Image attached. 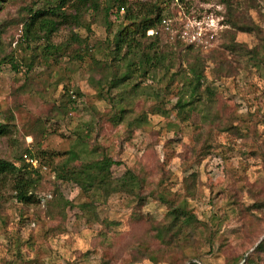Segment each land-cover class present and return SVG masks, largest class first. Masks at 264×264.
Masks as SVG:
<instances>
[{"label":"rangeland","instance_id":"374dc122","mask_svg":"<svg viewBox=\"0 0 264 264\" xmlns=\"http://www.w3.org/2000/svg\"><path fill=\"white\" fill-rule=\"evenodd\" d=\"M154 1L128 3L136 11L137 2ZM164 1L170 35L182 31L203 37L213 32L206 40L210 46L203 47L206 41L200 37L193 42L198 47L203 45L199 51H179L175 47L180 45L174 47L171 37L166 32L161 34V47L170 51L173 64L167 75L176 70L179 74L170 83L169 95L165 87L168 77L154 73L147 77L146 84L160 94L161 104L155 109L165 115L149 113L153 101H147L145 95L138 97L132 115L150 106L148 125L130 130L124 123L117 127L95 123V119L108 121L113 112L105 101L97 99L85 66L67 78L68 57H47L43 40H24L23 20L29 10L43 6L42 0L2 4L3 56L14 58L19 67L13 71L6 64L0 71V123L8 113L18 119L12 133L0 138V159L12 161L24 148L32 152L41 149L52 155L54 163L79 166L80 159L68 150L76 136L87 134L88 142L105 147L118 163L112 166V175L119 176L129 168L146 169L150 173L147 192L163 191L171 199L184 200L187 210L201 224L196 230L182 229L175 236L158 238V230L169 225L168 204L153 196L135 201L115 194L104 203L94 202V211L84 210L78 206L88 200L80 189L59 182L60 193L72 206L67 209L65 232L48 235L47 229L56 223L49 222L38 204L17 203L8 184L0 197V264H264V0ZM121 13L119 21L106 29L101 13L84 11L81 25L60 27L49 43L62 52L60 45L73 32L98 50L111 31L127 24ZM166 42L168 47L164 46ZM255 49L256 55L251 54ZM44 57L48 59L46 64ZM31 59L36 61L28 72L26 65ZM193 66L202 70L217 92L215 109L231 113L236 118L233 125L239 126L237 132L232 127L226 132L214 131L211 153L199 164L194 162L191 146L202 122V107L198 106L184 122L171 109L185 82L183 76L189 78ZM124 74L128 72L122 69ZM65 88L81 92L82 96L76 98V112L60 122L47 121L52 104H57ZM119 94V90L112 91V95ZM34 123V129L28 127ZM31 130L33 134L37 130L35 139L27 135ZM41 130L45 131L42 135ZM42 173L38 194L49 191L50 184L45 181L54 179L51 171ZM17 249L21 259L13 262ZM248 259L252 263H245Z\"/></svg>","mask_w":264,"mask_h":264},{"label":"trees","instance_id":"16d2710c","mask_svg":"<svg viewBox=\"0 0 264 264\" xmlns=\"http://www.w3.org/2000/svg\"><path fill=\"white\" fill-rule=\"evenodd\" d=\"M7 1L12 0H0V9L2 4ZM42 1L43 6L37 10H29L27 18L23 20V38L27 42L43 40L47 57H56L62 54L68 57L69 60H66L68 67L65 69L67 78H71L72 75L85 66L89 74L88 81L94 87L97 99L105 101L113 112L109 120L103 122L95 119L96 113L92 111L91 115L96 124L108 123L113 127H117L124 123L129 130L144 128L148 125L147 111L150 106L147 111L141 110L139 113L132 115L134 113V101L143 95L150 103L153 101L149 113L162 114L161 111L155 109L156 104H161L158 99L160 94L157 89L156 91L151 90V85L146 84V79L153 73L154 75L161 74L162 78L168 77L169 84L165 87L167 95H169L172 91L170 90V83L174 82L175 77L179 74V71L176 70L172 75H167L173 64L169 55L170 51L161 47L160 36L163 32L171 37L174 47L180 45V47H175L176 50L199 51L203 46L198 47L194 43L185 40L182 37V31L176 35H170L169 22H167L169 18L164 15V8L162 7L164 0H155L153 3L137 2L138 10L136 11L128 3V0ZM179 1L182 2L183 0ZM84 11L96 15L101 13L106 29H109L113 22L119 21L123 11L124 20L127 21V24L116 31H111V36L106 38L103 47L98 50H94V47L88 44L87 39H80L73 32L68 40L60 45L62 52L59 51L58 46L50 45L49 41L52 34L60 27L81 25ZM112 17L113 19H111ZM225 23H228V20H225ZM239 29H244L247 32L252 31L248 27ZM150 30L154 32L152 35L147 34ZM4 32L5 26L0 24V71L1 67L6 64L10 65L11 69L15 71L19 67L18 62L11 56H3L2 37ZM209 35L210 32L204 34L201 38L206 41L209 39ZM204 43L203 47L210 46V42L206 41ZM164 44L166 47L169 46V42ZM169 48L172 49V46ZM256 52L255 49L250 53L256 55ZM35 61L31 59L29 64L26 65L28 72L34 67ZM47 61L48 59L44 57L43 62L46 64ZM254 66L258 67L257 64H254ZM122 69L126 70L128 74L121 75ZM137 78L140 79L135 81ZM183 78L185 82L182 89L177 93V99L171 109L175 112L176 118L184 122L198 106L202 107V122L193 136L195 145L194 147L191 146V154L195 157L194 162L199 164L211 153L214 131L226 132L229 127H232L231 130L237 132L239 126L233 125V118L235 120L236 118L231 113L224 114L220 109H215L218 94L210 86L211 83H207L202 70L198 66L192 67L189 78L187 76H183ZM116 90L121 91V94L112 95V91ZM81 96V92L77 88H71L70 90L65 88V91L59 96L57 104H52L50 114L46 117L47 121L60 122L70 113L76 112V98ZM225 112L227 111L225 110ZM2 120L3 122L0 123V138L12 133L16 128V121L18 124V119L16 120L12 113L3 116ZM36 121L43 124L40 119ZM36 124H31L28 127L34 129ZM88 126L90 127V125ZM36 132L37 130L33 134V130H31L27 135L35 139ZM44 132V130H41L39 133L42 135ZM86 137L87 134L84 137L81 135L76 136L75 141L68 150V152L73 151L76 157L80 159L79 166L74 167L62 161L54 163L51 160L52 155H48L41 149L37 150L38 152H32L24 148L14 156L12 161L0 159V197L3 188L9 184L14 193L13 198L17 203L24 206L37 204L41 206L40 211L44 213L49 222L56 223L47 229L48 235L65 232L64 223L67 209L72 206V202L60 193L59 182L72 183L80 189L88 200L87 203L78 206V208L84 210L94 211V202L104 203L111 195L115 194L124 195L135 201H143L145 197L153 196L155 199L168 204L169 225L162 230H160L161 228L158 230L156 234L158 238L164 235L175 236L182 229L196 230V226L201 224L195 215L187 210L184 200L171 199L163 191L147 192L150 173L146 169L142 167L138 170L129 168L119 176L112 175L111 168L118 163L114 162L108 155L105 147L95 141L88 142ZM27 159L36 160L37 167L32 166ZM47 170L53 173L54 179L50 180L49 178L45 181L50 184L49 191L38 194L44 178L42 172ZM20 259L21 254L17 249V257L13 262ZM250 261L248 259L245 263Z\"/></svg>","mask_w":264,"mask_h":264},{"label":"built area","instance_id":"2783aa9c","mask_svg":"<svg viewBox=\"0 0 264 264\" xmlns=\"http://www.w3.org/2000/svg\"><path fill=\"white\" fill-rule=\"evenodd\" d=\"M153 33H154V32H153L152 30H150V31L147 32L148 35H152ZM211 33H213V32H211ZM211 33H210V35H209V38H212ZM182 37H183L184 39L191 38V39L189 40V42H192V43H193V42H195L196 40H199V38L201 37V35H200V34H197L196 32H194L192 35H188V33H186V32H182ZM27 161H29V162L31 163V165L35 167L36 162H35L34 160L27 159Z\"/></svg>","mask_w":264,"mask_h":264}]
</instances>
